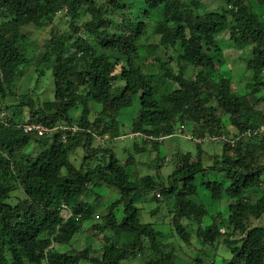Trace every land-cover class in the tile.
<instances>
[{
  "label": "trees",
  "instance_id": "trees-1",
  "mask_svg": "<svg viewBox=\"0 0 264 264\" xmlns=\"http://www.w3.org/2000/svg\"><path fill=\"white\" fill-rule=\"evenodd\" d=\"M255 1L261 12L248 0H226L220 9L199 14L184 0H145L144 15L161 7L164 12L154 29L157 43L143 46L150 27L131 17L134 4L129 0H0V114L6 110L0 118V264H179L180 257L185 264H208V249L221 245L232 252L225 264H264V227L255 225L264 215V189L258 199L249 194L264 187V164L259 163L264 135L255 134L264 128V111L258 109L264 102V95H258L264 88V0ZM65 7L68 11L57 16ZM114 13L120 14L119 22ZM57 17L65 29L53 25ZM29 24L52 26L38 57L26 53L31 42L21 29ZM223 35L251 48L245 60L246 94L228 77L214 78L221 68L217 59ZM168 51L176 58L166 61L162 55ZM174 61L178 71L170 66ZM33 65L39 74L52 71L54 100L13 91ZM169 82L177 88L170 90ZM12 97L20 102L9 104ZM136 101L132 139L141 144L135 141V155L152 146L158 153L153 165L174 166L167 178L158 171L129 174L128 168L136 165L134 155L122 161L109 146L125 135L119 117ZM92 104L99 108L96 112ZM75 111L78 117L71 115ZM226 117L235 134L225 125ZM31 124L49 131L43 136L25 133L24 126ZM191 124L194 143L193 137L209 135L216 137L215 146L223 145L213 164L206 162L211 159L202 142L195 143V156L178 152L170 160L162 158L165 140L160 139ZM64 127L78 132H64ZM32 144L39 149L33 157L32 150L25 151ZM79 151L81 165L74 162ZM102 187L119 194L100 217L103 245L77 250L72 241L94 215L87 198ZM200 189L214 201L229 200L227 219L224 212L211 215L196 200ZM148 194H155L157 205L151 216L166 213L171 239L178 240L180 249L154 224L142 221L139 205ZM64 211L72 215L67 220ZM193 239L202 246L195 260L182 255ZM58 246L72 250L62 252Z\"/></svg>",
  "mask_w": 264,
  "mask_h": 264
},
{
  "label": "rangeland",
  "instance_id": "rangeland-1",
  "mask_svg": "<svg viewBox=\"0 0 264 264\" xmlns=\"http://www.w3.org/2000/svg\"><path fill=\"white\" fill-rule=\"evenodd\" d=\"M99 3H103L106 0H97ZM183 1V0H182ZM145 0H129V3L134 4L133 7V12H131V17L136 20H142L148 23L149 28V33L147 36L143 37L142 40V45L143 46H148L150 44H156L157 40L156 37L154 36V29L155 25L157 22L162 20L163 18V12L164 8L161 7L157 10L150 11L149 16L144 15V10L146 8L145 5ZM188 6H191V8L199 14L202 13H208V12H213L221 7H223L226 3V0H184ZM200 3L201 8L196 10L194 7V3ZM249 3H251V6L254 8L256 11L259 10V6L257 5L255 0H248ZM261 12V11H260ZM126 13V12H124ZM139 16V17H138ZM116 21H120V14L114 13V17ZM61 17H57L56 21L54 22V26H57L58 29L63 30L67 26L66 24L60 20ZM115 27L114 29L118 31V26H113ZM52 26H48L45 28H38L37 26L33 24L26 25L22 27V33L25 34L31 42V45L27 49L26 53L31 55L33 53L37 54V57L40 54H43L44 51V46L47 43V40L51 37L50 32H51ZM224 41L222 44V54L218 56L217 61L220 62L219 65H221V68L216 72L215 74V80L219 81L222 77H228V79L231 80L233 87L238 90L242 95L246 94L247 87L249 86V71L246 69V64L245 60L250 58L251 55V48L250 47H239L233 42H231L228 38V36H224ZM222 40V38H221ZM40 47V49H39ZM166 61L173 57L176 58V53L173 51H168L162 55ZM170 66L175 70L178 71L177 64L176 62H172ZM29 70L23 71V74L28 72L27 76L23 77V80L19 77L17 80V89L13 86L12 89L13 91H16L19 95H24V94H32L33 92L36 97L41 96L42 101L46 102L49 100H54L55 97V85H54V79H53V74L52 71H46L44 74H39L36 71L35 65L29 67ZM27 69V68H26ZM158 73V69L155 68ZM192 71H188L186 73L187 77H191ZM21 80V81H20ZM20 82H21V87H20ZM170 90H175L177 88V85L169 82L168 84ZM258 95L263 96L264 95V88L261 89V91L258 93ZM17 98V95L14 97ZM13 97L11 100L8 98V103L9 104H18L20 100H15ZM12 101V102H11ZM94 111L96 112L99 108H96L94 104H92ZM258 109H262L264 111V102L258 104ZM139 111V103L138 101L134 102V106L126 111L120 114L119 121L121 122L122 126V132L125 134L121 139L117 140L115 143L110 144V147H113L115 152L117 153V156L119 157L120 160H126L130 154L134 155V158L136 160V165L131 166L128 168V173L129 174H134L138 177H140V174L142 176H147V175H155L157 171L164 176V178H167L172 171L174 170V166L169 165L167 163H161V164H156L153 165L155 162V158L158 155L157 151L152 147H146L147 152L142 154V155H135V141L138 139H132L131 135H133L132 131V123L134 121V118L136 117L137 113ZM71 115L74 117H78L80 115L79 111L71 112ZM225 125L227 126L228 130L231 131L232 134H235L236 132L234 131L233 127L231 126L229 122V118H225ZM192 126V127H191ZM191 126L187 125L185 128V131L182 132L183 134L188 133V135H183L182 133H177L175 136L166 138L164 143L162 144L160 148V154L162 155V158L167 157V160H170L172 156L177 154L178 152L181 153H191L197 155V146L196 144L189 140L191 138L192 133H193V124ZM190 137V138H189ZM222 139H226L223 137ZM141 144V141H136ZM213 142H208L207 144L204 143L203 149L206 152V155L209 157H206V159H211V160H206L207 163L213 164L214 157L216 154H222L223 151V145H217ZM217 147V150H214V147ZM255 149V147L253 148ZM33 151L32 157L37 155L39 153V149L36 147V145L32 144L28 148H26V152L29 153L30 151ZM218 152V153H216ZM81 151L77 152L75 154L76 162L77 164L81 165L83 164L82 158H81ZM260 164H264V156L260 159L259 161ZM138 171V172H137ZM141 176V177H142ZM205 176H210L205 175ZM100 189V190H99ZM95 190L94 192L96 194L89 196L87 200H89L90 203H92L95 208H94V215L93 218L85 220L83 224V231L78 233L75 238L72 241V246L76 248L77 250H82L85 248V246H92L96 250L101 248L103 245V239H102V234L98 231L97 227L101 224V218L102 216L107 214V207L113 203L119 196L118 192L112 189H109L108 187H102ZM264 187L262 189H257L254 193L249 192L250 195H252V199H258L263 191ZM98 193V194H97ZM19 195V194H17ZM155 194H148L146 198L143 200L142 203H140L139 207L142 209L141 212V218L143 222H148L152 223L155 225V229L157 231H160L164 233L167 238L170 239V241L174 244H176L177 248L180 249L178 246L181 247L180 243L178 240L171 239L172 237V232L171 228L168 225V223H165L168 221V218H166V213H161L159 216H151V211L156 208L155 203L153 201V197ZM99 199V200H96ZM159 199H162L160 196ZM196 200L204 204L211 215H217L220 212H224L225 214V219L228 218V209H229V200H223L222 202L219 201H214L211 197H209L206 193L204 194L203 190L200 189V195L196 198ZM166 202L163 201V204ZM169 204L171 202H168ZM116 214L119 219L122 218L123 216V207L119 208L116 211ZM65 215V214H64ZM101 217V218H100ZM206 224L210 222V219H206ZM184 222H187V220H184ZM164 223V224H163ZM255 225H261L264 227V215L260 220H256ZM186 224V223H184ZM253 226V224H250ZM167 243H171L169 241H166ZM183 246V245H182ZM202 248L201 244L196 241V239L192 240V248L189 246L184 245L183 246V252L182 255L185 256L188 254V259L195 260L198 258L200 249ZM58 250L62 252H68L72 250V247H61L58 246ZM209 252H211V257L206 260L208 264H225L224 260H228L232 256L231 249L228 247H225L223 245L219 246L216 250H212L211 248L208 249ZM178 260L179 264H185L187 263L186 260L181 259Z\"/></svg>",
  "mask_w": 264,
  "mask_h": 264
},
{
  "label": "built area",
  "instance_id": "built-area-1",
  "mask_svg": "<svg viewBox=\"0 0 264 264\" xmlns=\"http://www.w3.org/2000/svg\"><path fill=\"white\" fill-rule=\"evenodd\" d=\"M65 12H67V8H64V10L60 11L59 14H63ZM63 129H64L63 130L64 132H72V133L78 132V129L76 127H73V128L64 127ZM47 131H49V130L46 127H44L43 125H40V124H37V125L31 124V125L24 126V132L27 133V134L36 133L38 136H43ZM247 134L250 136L251 132L248 131ZM255 134L259 135V136L260 135L263 136L264 135V128H262L259 132L257 131ZM63 213L65 215H67L66 211H64Z\"/></svg>",
  "mask_w": 264,
  "mask_h": 264
},
{
  "label": "clouds",
  "instance_id": "clouds-1",
  "mask_svg": "<svg viewBox=\"0 0 264 264\" xmlns=\"http://www.w3.org/2000/svg\"><path fill=\"white\" fill-rule=\"evenodd\" d=\"M65 8H67V7H65ZM63 10H64V9H63ZM63 10H62V11H63ZM67 11H68V8H67ZM59 12H60V11H59ZM59 12L57 13V16H62V14H59ZM1 111H2V113L0 114V118L3 119V118L5 117V112H6V110L3 109V110H1ZM65 136H66V135H65ZM134 136H135V135H131V138H133ZM136 136H138V135L136 134ZM247 136L250 137L248 134H247ZM191 137H192V136H191ZM223 137L226 138V136H224V135H223V136H218V135H217V138H219L221 141H222V140H225V139H222ZM189 138H190V137H189ZM190 139H192V138H190ZM190 139H189V140H190ZM164 140H165L164 138H161V139H160L161 142L164 141ZM193 140L195 141V143H201V142H202V143L207 144L208 142H214V141L216 140V137H212V138H211V137H209V135H207V136H206V139H203V140H202L200 137H199V138H194V137H193ZM234 142H235V141H234ZM157 196L160 197V195H159L158 193H157ZM66 212H67V215L64 216V213H63V212H62V213H63L62 215H63V218L67 220V219H68L69 217H71L72 215L70 214L69 211H66ZM250 227H253V226L250 225Z\"/></svg>",
  "mask_w": 264,
  "mask_h": 264
}]
</instances>
